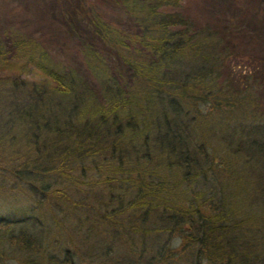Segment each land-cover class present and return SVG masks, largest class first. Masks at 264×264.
Here are the masks:
<instances>
[{
	"label": "trees",
	"instance_id": "1",
	"mask_svg": "<svg viewBox=\"0 0 264 264\" xmlns=\"http://www.w3.org/2000/svg\"><path fill=\"white\" fill-rule=\"evenodd\" d=\"M112 2L128 28L79 5L119 63L81 41L94 89L37 39L0 40V202L24 194L37 208L0 219V264H95L35 230L43 207L109 229L117 264H264V69L233 73L182 0Z\"/></svg>",
	"mask_w": 264,
	"mask_h": 264
},
{
	"label": "rangeland",
	"instance_id": "2",
	"mask_svg": "<svg viewBox=\"0 0 264 264\" xmlns=\"http://www.w3.org/2000/svg\"><path fill=\"white\" fill-rule=\"evenodd\" d=\"M83 1L96 6L100 14L109 21L128 28L129 20L114 6L112 0ZM80 2L81 0H0V40L7 44L4 35L9 29H16L23 35L37 39L54 62L75 70L94 89L96 86L89 78L79 54L81 41L97 46L110 68H116L119 63L108 49L100 46L88 28L86 19L79 10ZM179 11L194 27H210L223 39L230 54L229 67L233 68V73H258L264 69V0H182ZM23 76L29 82V79L40 80L38 76ZM260 77L254 81L258 85L260 98H264V78ZM97 197L94 201L105 199ZM25 208L37 209L36 204L30 198L27 201L24 194L17 196L15 200L0 202V219L8 222L22 221L29 216L25 212H19ZM51 209L53 207H43L42 210H36L34 215L39 219L35 230L44 233L45 239L54 244L52 248L63 246L65 249H73L80 262L117 264L116 252L119 249L115 250V247L119 244L113 243L112 235L106 232L109 229L103 230L97 220H82V226L77 225L76 221L65 222L60 216L56 220H47ZM52 248L51 252L55 253ZM100 248H104L105 252ZM16 259L17 254L11 255L6 260L7 264H19Z\"/></svg>",
	"mask_w": 264,
	"mask_h": 264
}]
</instances>
